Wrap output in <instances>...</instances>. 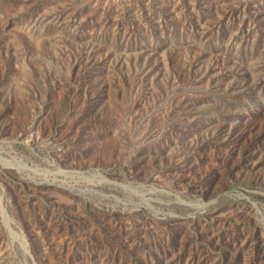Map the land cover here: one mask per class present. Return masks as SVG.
Listing matches in <instances>:
<instances>
[{"label": "rangeland", "instance_id": "obj_1", "mask_svg": "<svg viewBox=\"0 0 264 264\" xmlns=\"http://www.w3.org/2000/svg\"><path fill=\"white\" fill-rule=\"evenodd\" d=\"M0 264H264V0H0Z\"/></svg>", "mask_w": 264, "mask_h": 264}]
</instances>
